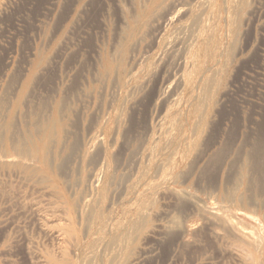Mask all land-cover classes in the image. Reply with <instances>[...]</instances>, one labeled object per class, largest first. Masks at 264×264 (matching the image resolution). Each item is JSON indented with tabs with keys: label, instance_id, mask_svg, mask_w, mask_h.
I'll return each mask as SVG.
<instances>
[{
	"label": "rangeland",
	"instance_id": "rangeland-1",
	"mask_svg": "<svg viewBox=\"0 0 264 264\" xmlns=\"http://www.w3.org/2000/svg\"><path fill=\"white\" fill-rule=\"evenodd\" d=\"M1 9L0 264H264V0Z\"/></svg>",
	"mask_w": 264,
	"mask_h": 264
},
{
	"label": "bare ground",
	"instance_id": "bare-ground-1",
	"mask_svg": "<svg viewBox=\"0 0 264 264\" xmlns=\"http://www.w3.org/2000/svg\"><path fill=\"white\" fill-rule=\"evenodd\" d=\"M168 2V1H167ZM157 3V2H156ZM250 3V2H249ZM225 4V3H224ZM154 6V5H153ZM156 6V5H155ZM154 6V7H155ZM151 10V9H150ZM205 10V9H204ZM0 11H2V9L0 10ZM149 12V11H148ZM143 13V12H142ZM147 13V12H146ZM150 13V12H149ZM166 13V12H165ZM143 14H145V12L143 13ZM170 14V13H169ZM169 14H167V15H169ZM250 14V13H249ZM1 15V14H0ZM135 15V14H134ZM133 15V16H134ZM149 15V14H148ZM206 15H208V14H206ZM171 17H169V18H166V19H170ZM165 19V20H166ZM136 22V21H135ZM171 22V21H170ZM162 23V22H161ZM164 26V25H163ZM188 26V25H187ZM160 27V26H159ZM195 27V26H194ZM158 29V28H157ZM191 29V28H190ZM210 31H211V29H210ZM158 34V33H157ZM171 34V33H170ZM177 35H180V34H177ZM182 35V34H181ZM186 37V36H185ZM188 37V36H187ZM181 38V37H180ZM179 39V38H178ZM191 41V40H190ZM184 43V42H183ZM168 44V43H167ZM115 50V49H114ZM222 50V49H221ZM175 52V51H174ZM131 53V52H130ZM113 56V55H112ZM111 57V56H110ZM158 60V59H157ZM217 62V61H216ZM116 65H118V64H116ZM115 65V66H116ZM116 68V67H115ZM212 69V68H211ZM200 76V75H199ZM115 86V85H114ZM142 86V85H141ZM60 106V105H59ZM108 107V106H107ZM128 107V106H127ZM61 111V110H60ZM131 111V110H130ZM60 113V112H59ZM61 114V113H60ZM62 116V115H61ZM59 117H60V115H59ZM24 123V122H23ZM11 127V123L9 124V127L8 128H10ZM12 129H13V127H11ZM10 130V129H9ZM27 132V131H26ZM37 132V131H36ZM14 133V132H13ZM35 133V132H34ZM68 133V132H67ZM16 134V133H15ZM18 134V133H17ZM63 134V133H62ZM64 136V135H63ZM8 137V136H7ZM171 137V136H170ZM17 138V137H16ZM15 138V139H16ZM18 138H20V137H18ZM48 138H50V137H48ZM10 139H12L11 137H10ZM9 139V141H11ZM24 139V138H23ZM22 139H20V141H21ZM51 140V139H50ZM48 141V140H47ZM49 142V141H48ZM89 142V141H88ZM17 143H18V141H17ZM50 143V142H49ZM13 144V143H12ZM20 145H22V143L20 144ZM42 148H44V151H45V149H47V148H45V147H47V143L46 142H44V144L42 143ZM14 146V145H13ZM100 146V145H99ZM98 146V147H99ZM25 148V147H24ZM41 148V147H40ZM167 148V147H166ZM13 149H15V148H13ZM20 149V148H19ZM71 150H72V148H71ZM93 150V149H92ZM99 150V149H98ZM37 151V150H36ZM41 152V151H40ZM68 152V151H67ZM46 153V152H45ZM39 154V153H38ZM41 154V153H40ZM43 154V153H42ZM56 154V153H55ZM249 154V153H248ZM42 156V155H41ZM45 157V156H44ZM43 158V157H42ZM58 158V157H57ZM44 159H46V158H44ZM48 159V158H47ZM10 161V160H9ZM8 161V162H9ZM13 161V160H12ZM137 161V160H136ZM25 162V161H24ZM46 162V161H45ZM45 162H43V163H45ZM48 162V161H47ZM1 163V162H0ZM39 163V162H38ZM17 164V163H16ZM128 164V163H127ZM41 165V164H40ZM5 166V165H4ZM164 167V166H163ZM48 168V167H47ZM51 168V167H50ZM132 168V167H131ZM134 169V168H133ZM54 170V169H53ZM11 171V170H10ZM249 171V170H248ZM77 172V171H76ZM21 173V172H20ZM247 174V173H246ZM25 176V175H24ZM256 176V175H255ZM157 177V176H156ZM55 178H56V176H55ZM42 179V178H41ZM60 179V178H59ZM89 179V178H88ZM87 179V180H88ZM256 179V178H255ZM258 179V178H257ZM44 180H46V179H44ZM27 181V180H26ZM34 181V180H33ZM32 181V182H33ZM238 181V180H237ZM28 182V181H27ZM42 182V181H41ZM248 182V181H247ZM40 184V183H39ZM232 184H234V183H232ZM254 184V183H253ZM252 184V185H253ZM260 184V183H259ZM65 185V184H64ZM95 185V184H94ZM236 189H237V187H236ZM257 189V188H256ZM251 190V189H250ZM251 191H253V190H251ZM233 192V191H232ZM259 192V191H258ZM257 192V193H258ZM177 194V193H176ZM52 195V194H51ZM247 195V194H246ZM256 195V194H255ZM260 195V194H259ZM185 196V195H184ZM248 196V195H247ZM78 199V198H77ZM230 202V201H229ZM262 202V201H261ZM48 204V203H47ZM250 205V204H249ZM197 208H198V206H197ZM212 210V209H211ZM239 212V211H238ZM253 212V211H252ZM225 213V212H224ZM231 213V212H230ZM204 214V213H203ZM250 214V213H249ZM70 215V214H69ZM214 215V214H213ZM252 215V214H251ZM260 218V217H259ZM107 219V218H106ZM254 220V219H253ZM62 221V220H61ZM101 223V222H100ZM215 223V222H214ZM242 223V222H241ZM248 223V222H247ZM180 224V223H179ZM225 224V223H224ZM105 226H107V225H105ZM176 226V225H175ZM260 226V225H259ZM243 227V226H242ZM182 228V227H181ZM244 228V227H243ZM254 228V227H253ZM261 228V227H260ZM230 229V228H229ZM108 230V229H107ZM149 231V230H148ZM237 231V230H236ZM240 231V230H239ZM241 232V231H240ZM249 236V235H248ZM183 237V236H182ZM231 237V236H230ZM146 238V237H145ZM31 245V244H30ZM90 245V244H89ZM61 263V262H60ZM59 263V264H60ZM62 263H63V261H62ZM65 264V263H64Z\"/></svg>",
	"mask_w": 264,
	"mask_h": 264
}]
</instances>
